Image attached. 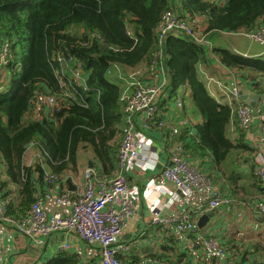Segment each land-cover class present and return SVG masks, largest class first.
I'll return each mask as SVG.
<instances>
[{
    "label": "trees",
    "instance_id": "16d2710c",
    "mask_svg": "<svg viewBox=\"0 0 264 264\" xmlns=\"http://www.w3.org/2000/svg\"><path fill=\"white\" fill-rule=\"evenodd\" d=\"M221 1L0 0V89H4L0 93V192L9 203L7 216L13 222L26 220L49 188L69 182L65 173L77 170L83 153L90 152L105 175L114 173L126 107L122 89L110 78L114 70L142 75V79L163 70L168 91L173 98H181L183 112L194 110L196 135L186 127L179 138L184 152L190 146L193 156L209 153L227 181L237 188L245 182L257 192L251 205L264 199V183L252 164L258 153L237 125L239 105L222 103L210 92L208 72L218 74L209 59L211 50L179 34H169L160 43L167 12L204 39L264 28V0ZM212 53L229 74L264 97L263 57H244L216 46ZM60 58L73 70L82 67L81 86L62 87L71 78ZM182 89L189 92L181 94ZM52 97L55 111L44 113L40 101ZM246 166L248 182L239 171ZM243 191L248 194L245 187ZM231 249L232 255L228 250L227 255L232 264H264V244L241 248L240 243ZM169 251L173 257H153L164 264H194L187 254ZM205 257L200 264L217 260ZM49 263L84 264L71 251H61Z\"/></svg>",
    "mask_w": 264,
    "mask_h": 264
},
{
    "label": "built area",
    "instance_id": "2783aa9c",
    "mask_svg": "<svg viewBox=\"0 0 264 264\" xmlns=\"http://www.w3.org/2000/svg\"><path fill=\"white\" fill-rule=\"evenodd\" d=\"M163 19L164 23L160 32L161 44L169 34H185L198 44L210 47L208 39L200 38L185 21L178 19L171 12L165 13ZM236 35L245 36L264 46V28L256 32H240ZM59 62L70 73L71 78L66 81L71 83L63 82L62 87L81 86L84 82L82 67L78 65L79 68L73 70L69 68L64 58H60ZM72 62L73 59L69 58V63ZM161 72L165 75L163 70ZM229 75L232 84L228 96L232 104L235 102L239 105L236 117L237 125L244 133L246 143L250 139L254 140L250 144V147L258 153L252 163L254 173L264 183V97H261L258 111L239 104L241 101L240 89L234 83L236 80L239 82V79ZM127 96L117 169L110 180L102 179L98 170L88 169L84 176V186L77 197L72 214L65 216L61 213H54L47 216L43 200H39L33 206L26 220L15 223L7 216L9 203L3 200L0 192V261L3 254L4 225L14 223L22 234L37 239L39 243H42L43 238L55 233L73 234L99 250L101 264H125L117 258L124 250V246L119 244L118 238L135 215L136 205L124 172L133 161L141 163L148 171H154L159 164L156 148L146 146L145 149H142L143 145L138 139V133L142 129L147 130L152 126L165 129L167 127L165 117L168 111L175 108L182 113L184 109L181 98H173L168 91V82L165 77L160 83L146 79L136 81L132 84V90ZM40 104L46 108L44 113L47 111L52 114L55 111L56 100L53 97L42 99ZM182 124L186 125L185 122ZM171 134L172 136L179 135V129H173ZM157 184L161 187L172 184L185 199L197 198L199 215L206 211L231 208L233 205L231 197L223 194L220 189L215 187L212 179L205 172L188 161L184 148L180 144L170 152L169 160L164 165ZM45 199L54 200L58 206L71 202L68 193L56 194L55 186L48 189ZM248 207L264 217V199L256 200L252 205L248 204ZM238 213V217L243 218V212ZM151 223L154 227L167 230L173 237L178 251L187 254L195 261H202L203 257L208 255L222 260L225 264H232L228 262L227 250L216 238L198 231L197 220L191 217L188 210L176 215H161L156 212ZM69 247V245H65L62 249L68 250ZM151 263L152 260H144L141 264Z\"/></svg>",
    "mask_w": 264,
    "mask_h": 264
},
{
    "label": "crops",
    "instance_id": "0c3cea01",
    "mask_svg": "<svg viewBox=\"0 0 264 264\" xmlns=\"http://www.w3.org/2000/svg\"><path fill=\"white\" fill-rule=\"evenodd\" d=\"M212 40L210 39L209 41V50H211L209 59L213 61L218 74L211 75V73L208 72V77H206V79L209 81L211 94L219 101H222V103L231 104V99L228 95L232 80L230 79L229 71L219 64V58L212 53L213 47L229 48L233 52L244 57L264 58V46L251 41L245 36L236 34L222 35ZM114 72H116V70H114ZM164 77L167 80L166 75L160 72L157 76L146 75L144 79L160 83ZM236 79H239V82L237 80L233 82L238 86L240 92L242 88L245 87L259 95L249 83H244L240 77H236ZM220 94L226 95L227 98L225 97L222 99ZM250 100L252 102V99ZM246 106L254 110L249 105ZM193 111L192 113H194ZM192 113H180L174 108L169 110L165 117L167 120V127L161 129L167 131L166 133L164 131L161 133V131L155 127H151L147 130L142 129L138 133V139L143 145L142 149H145L146 146L156 148L159 164H157L154 171H148L141 163L133 161L130 162L127 170L124 172V177L136 205L135 215L130 219L128 227L118 238L119 244L124 246V250L119 254V258L125 264H141L144 260H152L151 264H164L154 257L158 255H161L164 259L173 257L174 253L170 252L169 248L178 251L170 233L163 228L154 227L152 225V217L156 212L161 215H176L184 210H188L191 213V217L196 220L205 213L216 212V217L201 230V233L207 236H213L219 243L226 244V250L230 252L232 251V247L240 244V238L244 235L243 230L253 227H257L258 231L262 229V224L259 223V225L255 220V215L257 213L248 209V204H250L253 199L249 200L248 198H244L245 195L251 197L252 195L255 196L256 193L251 191V193L247 194L243 189H240V187L237 188L231 182L227 181L217 164L211 159L209 153L204 154L198 152L193 156L191 155L192 150L190 146H188L189 150L186 149L185 156L191 164L198 167L201 171L206 172L212 179L216 188L233 199L231 208L206 211L199 215L197 198L191 200L185 199L181 192L172 184H167L165 187H161L157 184L164 165L169 160L170 152L176 145L180 144L179 138L184 129L187 127L191 135H196L194 134L196 130ZM197 120H200V118L197 117ZM182 122H185L186 125H183ZM175 128L179 129V135L172 136V130ZM233 129L234 125L230 126L229 132L232 133ZM167 133H169L168 136ZM253 141V139L249 140V146ZM90 163L92 168L99 171V175L102 179H112L113 173L105 175L102 170V165L97 160H94L90 152L81 154L79 156V166L77 170L65 173L67 178H71L69 179L70 181H62L55 184V193L58 195L68 193L71 202L58 206L54 200L42 199L47 216H51L54 213H61L65 216L72 214L74 204L84 186L85 172L90 169ZM116 164L115 167L117 169ZM12 189L14 192L18 191L17 187H12ZM246 210L248 211V218L247 222L244 223L241 221L242 217H238V212L241 211L244 213ZM65 245L70 246L68 250L62 249ZM2 246L3 254L0 264H50L49 262L61 251L77 253L84 264H101L99 250L78 239L73 234L55 233L47 238H43L42 243H39L37 239L22 234L14 223H6L4 225ZM165 252L167 255L166 257H164ZM205 258L203 257V260H205ZM190 259L194 264H200V262L195 261L193 258ZM208 264H225V262L217 259L216 261L209 260Z\"/></svg>",
    "mask_w": 264,
    "mask_h": 264
},
{
    "label": "rangeland",
    "instance_id": "374dc122",
    "mask_svg": "<svg viewBox=\"0 0 264 264\" xmlns=\"http://www.w3.org/2000/svg\"><path fill=\"white\" fill-rule=\"evenodd\" d=\"M224 1V0H223ZM221 1V2H223ZM233 35V34H231ZM213 41V40H212ZM214 42V41H213ZM211 54V53H210ZM3 55V54H2ZM1 55V56H2ZM2 60H5V57L3 56L2 57ZM6 63V62H5ZM3 63V64H5ZM2 71V69H0ZM112 74H110V78L113 79V80H117L120 88L122 89V92H123V98L126 100V96L128 94H130V91L132 90V84L136 81H143L144 79H142V75H124V74H121L119 70H116V72L113 74V72H111ZM187 90V89H186ZM185 89H182L180 91V93L182 94L183 92L186 91ZM188 93V91H186ZM128 97V96H127ZM242 102V101H240ZM246 106V105H244ZM91 154V153H90ZM246 169H248V167L246 166V168H241L239 171L242 175L246 176V179L247 182L249 180V172L246 173ZM247 183L245 182H241L239 184V187L240 189H243L245 187L246 191L249 193H251V189L249 190L248 185H246ZM257 193L255 190H253V193ZM245 199L248 198L249 200H252L254 199V195H252L251 197L249 196H246L244 197ZM255 220L257 221L256 223H260V221H262L263 219V216L261 214H256L255 215ZM247 218H248V211H244L243 213V218H241V221H243L244 223L247 222ZM261 226H262V229H261V236L258 235V230H257V227L256 228H249V229H245L243 230V236L240 238V243H241V248L244 247V245H249V244H252V243H261L262 245L264 244V222H261ZM260 225V224H259ZM229 253L232 255V251Z\"/></svg>",
    "mask_w": 264,
    "mask_h": 264
},
{
    "label": "water",
    "instance_id": "95a60500",
    "mask_svg": "<svg viewBox=\"0 0 264 264\" xmlns=\"http://www.w3.org/2000/svg\"><path fill=\"white\" fill-rule=\"evenodd\" d=\"M183 37L188 38L187 35H182ZM208 41H210V38L208 39ZM163 67L166 70L167 65H166V61L163 62ZM4 89H0V93L3 91ZM240 99L241 101L246 104L249 105L250 107H252L255 111H258L260 109V105H261V96L257 95L255 92L246 89L245 87L242 88L241 92H240ZM252 99V102L251 100ZM92 168V165L90 163V169ZM216 212H211V213H205L203 215H201L198 219H197V227L199 230H203L209 223L210 221L216 217Z\"/></svg>",
    "mask_w": 264,
    "mask_h": 264
}]
</instances>
